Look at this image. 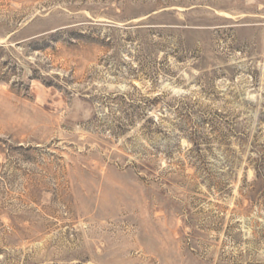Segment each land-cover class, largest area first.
<instances>
[{"label": "rangeland", "instance_id": "1", "mask_svg": "<svg viewBox=\"0 0 264 264\" xmlns=\"http://www.w3.org/2000/svg\"><path fill=\"white\" fill-rule=\"evenodd\" d=\"M0 264H264V0H0Z\"/></svg>", "mask_w": 264, "mask_h": 264}]
</instances>
